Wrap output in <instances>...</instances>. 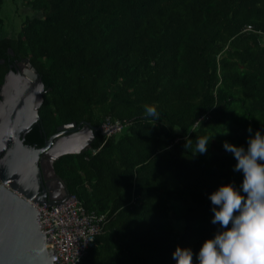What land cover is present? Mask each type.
Returning <instances> with one entry per match:
<instances>
[{"label":"trees","instance_id":"trees-1","mask_svg":"<svg viewBox=\"0 0 264 264\" xmlns=\"http://www.w3.org/2000/svg\"><path fill=\"white\" fill-rule=\"evenodd\" d=\"M25 3L34 15L16 35L0 15V85L23 57L44 84L24 142L40 147L71 121L128 122L54 161L68 192L105 214L77 264H176L177 246L195 259L219 229L209 195L243 179L224 142L264 134V0ZM197 137L209 139L205 154H194Z\"/></svg>","mask_w":264,"mask_h":264},{"label":"water","instance_id":"water-1","mask_svg":"<svg viewBox=\"0 0 264 264\" xmlns=\"http://www.w3.org/2000/svg\"><path fill=\"white\" fill-rule=\"evenodd\" d=\"M26 68L28 79L23 76ZM43 91V81L27 57L11 65L0 85V264H52L57 260L55 248H48L50 241L37 222L42 213L31 201L55 203L69 193L56 174L55 159L87 149L93 130H101L87 121H71L59 125L40 147L25 143V134L39 119ZM80 130L88 133L84 144L72 141L53 150Z\"/></svg>","mask_w":264,"mask_h":264},{"label":"clouds","instance_id":"clouds-1","mask_svg":"<svg viewBox=\"0 0 264 264\" xmlns=\"http://www.w3.org/2000/svg\"><path fill=\"white\" fill-rule=\"evenodd\" d=\"M145 114L159 120L154 106L145 105ZM248 132L246 147L223 144L234 154V171L243 179L239 188L222 185L209 195L211 223L219 229L204 241L195 259L191 248L177 246L172 256L176 264H264V134L252 135L251 127ZM208 144L209 139L197 137L194 154H205ZM185 147H191L190 140Z\"/></svg>","mask_w":264,"mask_h":264},{"label":"built area","instance_id":"built-area-1","mask_svg":"<svg viewBox=\"0 0 264 264\" xmlns=\"http://www.w3.org/2000/svg\"><path fill=\"white\" fill-rule=\"evenodd\" d=\"M250 28L251 25L246 26L247 30ZM126 124V119L107 116L100 128L109 136L121 131ZM31 203L42 213L37 216V222L45 230L46 240L50 241L48 248H55L57 260H53L52 264H77L87 250L94 246L96 236L102 232L105 214L86 210L75 194L68 193L55 203Z\"/></svg>","mask_w":264,"mask_h":264},{"label":"rangeland","instance_id":"rangeland-1","mask_svg":"<svg viewBox=\"0 0 264 264\" xmlns=\"http://www.w3.org/2000/svg\"><path fill=\"white\" fill-rule=\"evenodd\" d=\"M26 0H3L0 6L2 17L1 30L4 34L13 36L19 31L26 17H32L34 11L25 3ZM226 136V131L220 132ZM181 224V222H180Z\"/></svg>","mask_w":264,"mask_h":264},{"label":"bare ground","instance_id":"bare-ground-1","mask_svg":"<svg viewBox=\"0 0 264 264\" xmlns=\"http://www.w3.org/2000/svg\"><path fill=\"white\" fill-rule=\"evenodd\" d=\"M24 71L26 72V74H23V76H25V78L28 79V77H30V71H28V69H24ZM22 73L20 72V75ZM19 75V76H20ZM88 137V133L86 130H80L76 133H73L71 134L69 137H68V141L65 143L64 141H61L60 143H58L57 145H55L53 147V150H59L60 148L64 147L67 143L69 142H72L73 141V144L77 145V144H84L86 139ZM52 151V150H51ZM44 160L47 162L49 161V157L48 156H44Z\"/></svg>","mask_w":264,"mask_h":264}]
</instances>
